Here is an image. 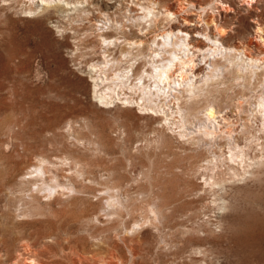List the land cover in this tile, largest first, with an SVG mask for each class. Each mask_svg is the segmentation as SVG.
Here are the masks:
<instances>
[{
	"label": "rangeland",
	"instance_id": "obj_1",
	"mask_svg": "<svg viewBox=\"0 0 264 264\" xmlns=\"http://www.w3.org/2000/svg\"><path fill=\"white\" fill-rule=\"evenodd\" d=\"M159 1V8L178 4ZM187 1L183 5L196 14L199 8ZM228 1L235 8L241 4ZM257 6V17L264 22V0ZM138 7L135 13L141 11ZM24 10L22 0H0V264H264V138L249 145L245 132H239L246 118H252L250 109L262 88L255 79L235 78L226 60L234 51L223 48L212 57L202 52L207 55H201L205 70L193 75L190 85L177 81L148 88L153 103H167L169 119L162 112L144 113L136 102L116 99L102 107L93 98L86 71L91 62L104 60V49L86 34L92 23L80 10L72 19L57 12L29 18ZM157 16L140 20L141 26H149L146 36L134 26L144 39L152 41L162 29L155 22L162 15ZM254 19L244 15L240 33L254 36ZM55 20L66 30H55ZM106 23L112 21L104 17L94 28ZM195 35L214 44L205 34ZM174 39L168 37L166 47ZM164 40L159 35L142 50L131 48L118 64L128 66L138 54L129 84L154 81L151 76L135 78L144 69L159 68L167 55ZM107 50L112 60L121 55L119 46ZM261 52L252 49L248 54L264 58V45ZM213 61L226 66L204 79ZM128 77L120 73L117 81ZM178 105L187 117L181 128L185 136L170 123L181 119L172 113ZM211 105L216 119L208 117ZM227 116L239 127L234 137L245 146L243 160L223 154L227 133L201 131L205 126L224 130ZM252 120L246 122L256 128L259 121ZM217 153L216 167L209 160ZM40 156L48 159L44 165L50 163L45 174L40 172L45 181L35 182L28 172ZM212 175L218 180L213 186L206 183ZM52 185L59 192L50 198L46 193ZM40 187L44 190L39 192Z\"/></svg>",
	"mask_w": 264,
	"mask_h": 264
},
{
	"label": "bare ground",
	"instance_id": "obj_2",
	"mask_svg": "<svg viewBox=\"0 0 264 264\" xmlns=\"http://www.w3.org/2000/svg\"><path fill=\"white\" fill-rule=\"evenodd\" d=\"M238 1L241 2V4L237 8H235V6L231 5V3H229L228 0H209V1L208 0H188L187 1L188 6H194L196 9L199 8V11L195 12L196 14H194V13H190L188 11V7L183 5L184 3L183 0H178V4L177 3L176 4L174 3L172 5L170 4V5H167L165 8H159V5H160L159 0H150L147 2V4L138 3L136 0H105V2L102 5L98 3L95 4L92 0H22L25 6L24 11L30 13L29 15L27 14L28 17L29 16L34 17L39 14L40 16L43 15V16L48 17L49 16L48 14H51L52 12H55V13L57 12L59 15H62V16L65 14V16L67 15L71 17V15L74 12L76 13L78 10H80L81 13L85 16L83 18L91 22L92 23L91 25L93 28L95 26V21H99L100 19L104 17L105 19L107 18L108 20L112 21L111 24L106 23L105 26L104 25L99 26L97 31L95 28L94 30H92L93 28H90V27H89V30L91 29L90 30L91 32H88L86 30V34L88 35V37H91L92 39V36H93L95 40L98 41L97 43L100 44V47L104 49L102 51V58L104 60L99 59L96 62L93 61L88 65V69H86V71L88 70L89 72L88 74H89L90 79H88V81L90 82V85L93 89V98L96 101V103L98 102V104L102 107L107 106L110 103L112 104L114 101H117V100H119L120 103L127 102V103L133 104L132 102H136V104L140 107V109L142 111H145L144 113L146 114L156 113V115H159L158 112H162L164 115H166V118L169 119L168 111L165 109L166 108L165 106L167 105V103L165 102H161L159 104L153 103L152 98L148 96V88L150 87L152 88V86H154L155 84L164 83L168 85V84H171L172 82H177V81L180 84L186 83L187 85H190L191 82L189 80H192L193 75H197L200 72H204L205 70V67L201 66V63L207 55L206 53H202V52L209 51L208 55H211L212 57L213 55H215V53H219V51L223 48L225 49L229 48L231 51H234L231 54V56L226 57V60L228 62L227 65H233L234 74H236L235 78L238 80L242 78V79H246V80L248 79L251 81L252 79L253 80L255 79L257 80V83L259 84V86L262 88V92L259 95H257V98H256L257 102L253 105V108L250 109L252 118L253 119L255 118L256 120L258 119L259 121V124H257L258 126H255L256 128H253L254 125L252 126L250 123V121L252 122L253 120L251 117H248L246 118V121L250 120L249 121L250 124L245 121V124L243 126L244 128H241V130L239 131L240 133L241 131L245 132V133L243 132L242 133L245 134L246 141L250 145V144H253V142L259 141L261 138H264V58H260L258 54L256 55L250 54V53L248 54V51L252 49L254 51H257L259 54H262L261 52L262 45H264V22H262L261 19L257 17L258 15L256 11L258 9L257 4L259 0H238ZM95 5H96V9L91 10L89 8H86L87 6L94 7ZM136 5L139 6L138 9L141 10L138 13H135L136 8H134V6ZM111 7L113 9H110ZM216 9H218L217 13L215 12ZM56 14L55 15L53 14V15L56 17ZM153 14L156 16L162 15V19L159 21V23H157V19H159L158 16L155 22L157 25L161 24V26L162 25L163 26L161 27L162 29L159 30V32L152 37V41H151V39L146 40L142 36H140L135 30L134 26L139 25L138 26L139 31L146 36V32L149 29V26L148 25L141 26L142 22H140V20L142 18L148 17ZM59 15L57 16L58 18H59ZM244 15H249L250 17L255 18L254 21L252 20L254 22V24L252 25V27L255 30L254 36H247L245 34L240 33L239 27H241L240 25H241ZM127 21H129L131 24L128 25L126 23ZM229 21H232L233 23L230 24ZM63 25L64 24H62L61 21L55 20V23H54V26L56 28L55 30L63 32L64 30H66L65 26ZM234 27L236 29L239 28V31L238 29L236 30ZM180 32H182V35H179ZM195 34H199V35L205 34L207 38L210 39L211 42L214 44L206 43V41L203 38L198 37ZM159 35L165 38V40L162 43L165 47L168 44L167 42L168 37L175 36V39L172 41V46L171 47L168 46L165 48L167 55L164 57L162 64L159 66L158 69L153 68L150 71H146L144 69L141 72H138L135 78V80L137 81L138 79H143L146 76H151L152 78H154V81L152 80L153 82L150 84L146 81L144 86H140L138 82H131L129 84L130 77H128V73L132 71L133 75H135L134 66L136 65L138 54H136V57L134 58L135 61L131 62L128 66L119 67L118 64L121 63L126 57H129V54L132 53L131 48L137 47L139 50H142L146 42L148 43L150 41L156 42ZM258 40L261 43H259ZM56 42L58 43V40ZM115 46L120 47L121 55L118 58L112 60L109 57H107L108 55H106L110 52V50H107V49H110L111 47H115ZM123 47H126L127 49H124ZM151 47H152V44H151ZM202 54H205V57L201 58ZM214 61L212 65L213 70L207 71L206 73L207 75L204 76L205 78L203 77L204 79H206V76L209 77V76L215 75L214 71L220 68V66H223V65L226 66L225 64L221 65V63L218 65L217 63H214ZM120 73L128 77L126 81H122V82L117 81V78H119ZM65 77L63 78V80L65 79ZM69 82L71 81L69 80ZM63 83L65 84V82ZM78 89L80 90V87ZM36 90L38 91V89ZM59 90H62V89L58 88V91ZM186 90H190V87H186ZM176 98L179 99V97H176ZM177 108L178 109L175 111L173 110L172 113H179V115L181 116V119H179L178 121H175L176 117H174L172 121H170V123L176 124V127L179 128L181 136H185L187 135V133L183 132L184 130L182 131L181 128L185 126L186 119L184 117L186 116H183L182 114L183 109H181L180 105H178ZM206 109L208 111L207 114L209 118L211 119L217 118L216 116L217 110L213 105L208 106ZM244 109H245L244 106L241 105V111H245ZM223 125L226 126L224 130L220 126H219L220 129L217 126H214V127L205 126V129L204 130L201 129V131L205 135H213V136H217L218 134H220L219 132L221 131L224 133H227L228 139L226 143L224 144L227 150L223 154H225L226 158L230 160H236L237 158H241V160H243L244 158L242 157H244V155L246 154L245 146H242L240 143H238L236 138L234 137L236 131L239 130L238 129L239 127H235V128L233 127V121L230 119V116L224 117ZM218 156H219L218 153L214 154V156L210 158L209 163H212L213 165L216 166L217 165L216 161L219 160ZM47 160H46V157L42 158L40 156V158H38V163L36 162V165L34 166V169H31L28 172L31 176H34L35 182H39L40 179H42L43 174H40V172L42 173L43 171L44 174L47 172V169L49 168V167L47 168V165L48 163H50L48 162L46 165H44V163L47 162ZM37 171L39 172L37 174H34V172H37ZM23 177H27V176H23ZM213 177H214L213 175L209 176V179L206 180V183L210 184L211 186H213L214 184H218V180H215ZM27 178H29V176ZM51 178L52 177H50V179ZM36 179L38 181H36ZM52 179H55V178L53 177ZM43 181H45V178ZM47 184L48 182L44 185H47ZM56 186L58 187L61 186L63 188L64 184L61 185V183H58ZM43 188H45V186ZM43 188L40 187V189H38L37 191L40 192L44 190ZM56 188L57 187L54 186L53 188H50V190L48 189L49 192L46 193V195L49 196L50 198H53L56 192L57 191L59 192V190H57ZM34 190L35 189H33L32 192H36ZM56 197H57V194H56ZM109 263L111 264L113 262L109 261Z\"/></svg>",
	"mask_w": 264,
	"mask_h": 264
}]
</instances>
